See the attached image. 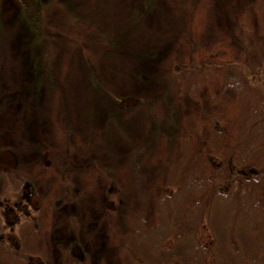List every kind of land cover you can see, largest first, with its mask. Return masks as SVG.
<instances>
[{
  "label": "rangeland",
  "instance_id": "obj_1",
  "mask_svg": "<svg viewBox=\"0 0 264 264\" xmlns=\"http://www.w3.org/2000/svg\"><path fill=\"white\" fill-rule=\"evenodd\" d=\"M146 1L72 0L89 27L86 39L69 36L71 31L49 39L43 50L42 25L51 15L52 24L65 26L70 8L50 2L36 27L21 0H0V152L14 155L40 201L35 213L45 233L47 264H64V253L76 242L82 256L77 264H131L118 249L123 220L108 209L111 184L96 164L112 173L124 192V206L143 209L152 223L180 122L179 105L169 98L177 90L169 71L186 61L190 50L201 54L219 46L214 57L228 58L221 42L250 2L152 0L151 10L137 18L136 9ZM105 32L111 37L109 50L104 60L90 63V71L87 57L102 54ZM45 50L54 83L38 93L31 85ZM215 89L217 96L206 89L197 107L207 121L222 114L230 129L234 92L217 83ZM113 94L150 97V105L162 99L157 121L166 129L149 130L152 110L144 105L121 109Z\"/></svg>",
  "mask_w": 264,
  "mask_h": 264
},
{
  "label": "trees",
  "instance_id": "obj_2",
  "mask_svg": "<svg viewBox=\"0 0 264 264\" xmlns=\"http://www.w3.org/2000/svg\"><path fill=\"white\" fill-rule=\"evenodd\" d=\"M21 1L36 27L41 26L39 20L50 2L65 3L71 10L65 26L53 25L52 16L47 20L44 14L43 50L49 39L65 38L71 31L69 36L86 39L89 27L72 0ZM151 8L152 0H147L135 16L144 17ZM228 31L230 35L221 42L229 50L228 58L214 57L219 46L201 54L190 50L189 58L169 71L177 88L175 98H169L179 105L180 122L177 145L167 155L163 186L155 198L152 223L143 209L124 206L122 188L116 187L108 169L96 164L111 184L108 209L117 220H123L117 244L131 264H264V0H250ZM105 36L102 54L87 57L90 71L94 67L90 63L104 60L109 50L111 37ZM235 45L241 46V54L235 53ZM44 53L31 85L38 93L53 82L51 63L46 50ZM216 83L235 95V121L230 129L222 114L207 121L197 107L206 89L217 96ZM112 99L121 109L144 105L152 110L149 130L166 129L157 121L162 99L151 105L150 97L113 94ZM192 103L196 106L189 108ZM131 168L139 169L137 164ZM66 181L69 189L70 181ZM12 194H19L20 200ZM70 194L69 189L68 197ZM40 206L14 155L0 152V264L48 263L45 233L35 213ZM79 249L80 244L73 243L64 253L63 263L77 264Z\"/></svg>",
  "mask_w": 264,
  "mask_h": 264
}]
</instances>
